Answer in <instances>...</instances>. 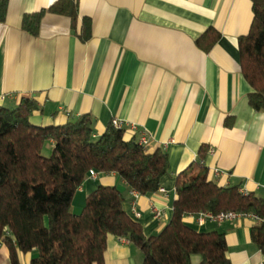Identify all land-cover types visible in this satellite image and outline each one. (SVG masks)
<instances>
[{"label": "crops", "instance_id": "crops-1", "mask_svg": "<svg viewBox=\"0 0 264 264\" xmlns=\"http://www.w3.org/2000/svg\"><path fill=\"white\" fill-rule=\"evenodd\" d=\"M6 1V18L0 22V95H5L0 104L15 108L21 97L34 99L39 109L29 119L37 126L91 114L94 138L117 118L127 137L138 140L145 132V149L167 154L160 189L135 199L138 217L131 190L115 173L94 171L75 195L85 199L97 185H114L144 234L155 235L171 219L176 175L198 160L203 145L210 180L264 197V107L254 110L248 103L252 88L240 71L238 48L251 24L250 0H78L79 21L84 16L92 21V36L85 42L69 18L49 12L37 35L21 29L23 14L46 9L55 0ZM209 27L220 37L204 52L196 41ZM213 168L221 173L215 176ZM183 222L197 231L224 234L230 264L264 262L250 238L256 222L250 214L202 223L190 214ZM35 254L19 252V264H30ZM104 259L105 264H143V253L109 234ZM200 260L198 254L191 256V264ZM0 264H11L1 241Z\"/></svg>", "mask_w": 264, "mask_h": 264}, {"label": "trees", "instance_id": "trees-1", "mask_svg": "<svg viewBox=\"0 0 264 264\" xmlns=\"http://www.w3.org/2000/svg\"><path fill=\"white\" fill-rule=\"evenodd\" d=\"M250 1L249 31L238 39L240 71L252 88L249 105L260 110L264 107V0ZM47 12L69 18L81 41L91 38L92 21L87 16L79 21L78 0H55L46 9L23 14L21 29L37 35ZM6 13L7 1L0 0V22ZM219 37L220 32L209 27L196 43L206 52ZM38 109L28 97H21L15 108L0 104V241L8 248L11 264H19V252L36 253L30 264H105L109 234L139 248L143 264H191L193 254L200 255V264H230L224 234L197 231L183 222L190 214L229 211L255 216L250 238L264 256V197L210 180L209 169L200 163L207 153L203 145L198 160L176 175L172 216L157 234H144L114 185H97L86 195L81 212L74 213L73 197L90 170L115 173L131 191L149 195L160 189L168 170L167 154L161 148L148 152L135 137L111 124L94 138L88 113L61 125H34L29 118ZM49 141L53 146L44 156Z\"/></svg>", "mask_w": 264, "mask_h": 264}, {"label": "built area", "instance_id": "built-area-1", "mask_svg": "<svg viewBox=\"0 0 264 264\" xmlns=\"http://www.w3.org/2000/svg\"><path fill=\"white\" fill-rule=\"evenodd\" d=\"M4 98H5V95H0V102H2L4 100ZM110 124L113 127L117 128V129H124L123 122L118 120L117 118H112ZM126 124L128 125V127L130 129H133V130L137 129V125L135 123L127 122ZM137 142L139 144H141L142 146L146 147V145H147V137H146L145 132L141 133L140 138L137 140ZM200 163L203 164V160H201ZM212 172H213V174L215 176H218L221 173V171L219 169H217V168H213ZM89 175H94V170H90L89 171ZM240 192L243 193V194H246L243 191H240ZM131 193H132V196H133L132 209H133V212H134V216L138 217L139 213L134 210V204H135V199L138 197L139 193L136 192V191H131ZM150 209H151L154 217L159 218V216H160L159 210L154 205H151ZM192 215H196L198 223H202L206 219H209V220H212V221L233 220V219H235V218H237L239 216H244V215H248V214H243V213L229 211V212H223V213H219V214H213L211 212H200L198 214H192ZM250 215H252V214H250ZM252 216H254V215H252ZM120 239L123 240L124 238H120ZM257 264H264V262L257 263Z\"/></svg>", "mask_w": 264, "mask_h": 264}, {"label": "rangeland", "instance_id": "rangeland-1", "mask_svg": "<svg viewBox=\"0 0 264 264\" xmlns=\"http://www.w3.org/2000/svg\"><path fill=\"white\" fill-rule=\"evenodd\" d=\"M51 147H48V146H45L42 150V153L44 156H48L50 154V150H51ZM75 199H74V203H73V212L74 213H80L82 208H83V205H84V196L82 194H76L75 195Z\"/></svg>", "mask_w": 264, "mask_h": 264}]
</instances>
